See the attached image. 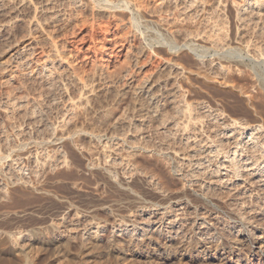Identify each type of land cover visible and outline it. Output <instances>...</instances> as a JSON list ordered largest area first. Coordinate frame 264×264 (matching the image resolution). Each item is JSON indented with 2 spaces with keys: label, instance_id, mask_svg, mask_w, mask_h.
Here are the masks:
<instances>
[{
  "label": "rangeland",
  "instance_id": "1",
  "mask_svg": "<svg viewBox=\"0 0 264 264\" xmlns=\"http://www.w3.org/2000/svg\"><path fill=\"white\" fill-rule=\"evenodd\" d=\"M0 1L8 4L7 11L0 17V25L11 26L0 34V228L9 226L12 232L38 229L45 231L49 223L60 218L59 204H67L69 222H72L76 215H91L93 222L101 221L100 224H107L105 238H108V228H111L113 219L112 215L103 209L104 206L100 205L101 201H116L120 206L134 202L139 205L154 201L155 197L152 192L148 193L144 185L132 187L130 195L121 193L119 189H110L101 178L91 174L87 170L90 168L86 169V166L103 168L110 161L120 162L128 160L129 157H136L140 159L141 165L149 164L145 162L149 159L153 166L156 162H161L165 167L166 164L168 166L175 160L181 162L187 155H191L186 144H224L223 135H219L222 125L224 128L234 121L243 125H253L259 120L264 122V98L260 96H264V27H261L262 30L257 24L246 26L239 23L237 11L245 0H193V5L188 0H173L174 3L167 6H161L159 0H137L143 6L146 18H149L148 15L153 17L152 19L161 24L157 25L162 29L175 31L174 34L185 31L184 34H188L192 39L199 38L197 41L205 43L207 40L215 41L221 47L218 51L193 49L197 52L184 48L177 36L176 47L171 46V49L170 46L149 36L150 29L155 31L156 24L151 26L140 20L141 25L140 21L135 22V25L134 21H129V12H99L98 4L89 0H82L81 3L70 0H31L28 7L20 5L21 0ZM51 13H58L60 19L53 21L50 19ZM112 14L116 16L113 17ZM105 27H109L108 34L104 32ZM105 37L112 39L109 45L105 42ZM121 39L126 41L127 47L131 45L132 49L127 48L128 53L125 51L124 58L119 59L120 62L115 61V65L112 63L109 79L98 71V60L94 58L93 52L104 42L117 52L116 41L120 42ZM239 45L248 47L249 50L241 53L229 51L231 46ZM253 49H259L258 58L254 57ZM23 51L29 52L30 64H24L18 59V53ZM257 59H261L262 63L255 64ZM59 60L65 63L63 68L56 64ZM240 60L243 61L241 65L237 63ZM48 61L54 64L48 65L54 74V80H47L38 75L40 67ZM120 65L125 72L121 71ZM170 66L181 72L178 75L176 72L175 75L170 74ZM165 73L171 77L166 83L167 90L181 88L184 101L191 104L192 110H186L187 112L177 116L171 108L163 110V119L166 121L168 117L166 124L169 120L178 122V129L161 124L159 119L149 120L146 113L147 101L142 97L140 100L137 95L139 84L144 77L151 76L150 79L155 84L163 83L165 77H168ZM247 93L255 97L260 93L259 97L262 98L258 100L256 97L257 101L254 98L249 103ZM9 96L13 99L12 102L17 101L20 107L15 109L10 106L7 101ZM201 105L208 110L202 112ZM143 111L145 116L140 115ZM214 112L223 114L218 119L220 124L212 122ZM57 131H62L67 138H71L72 143L74 142L83 155L68 152L62 145L66 142L54 138L53 134ZM119 146L124 148L120 149ZM57 156H63L66 162L68 161L66 167L58 162L62 159ZM70 156L72 159L76 157L77 160H72ZM152 165L149 166L153 169ZM176 175L173 173L175 179L178 177ZM39 185L44 188L42 192L38 190ZM32 189L36 193L32 192ZM71 189L84 195L72 194ZM28 191H31V194ZM42 193H46L47 197L45 195L42 199ZM110 195L113 199L109 198ZM28 205H31L33 210ZM25 211L35 213L27 214ZM135 211L132 209L131 212L134 213L129 220L141 225L147 215L144 217L135 214ZM72 246L74 248L71 247L69 258L73 260L72 264L95 263L94 258L84 262L77 255V244L72 243ZM100 249L104 250L105 247ZM151 249L153 247L147 244L142 245L141 249L128 247V250L123 251L126 256L123 253L110 255L109 259L105 256L95 260V264L186 263L159 259L152 255ZM139 252H144L146 256L142 259L137 256ZM43 258H47V261V255L41 256L43 264H46Z\"/></svg>",
  "mask_w": 264,
  "mask_h": 264
},
{
  "label": "bare ground",
  "instance_id": "2",
  "mask_svg": "<svg viewBox=\"0 0 264 264\" xmlns=\"http://www.w3.org/2000/svg\"><path fill=\"white\" fill-rule=\"evenodd\" d=\"M70 1H73L74 3H81L82 0ZM89 1L93 2V4H98L99 12H111L113 14H115L116 12H123L124 14V12L127 11L130 14V22L134 21L133 23H135L139 22L140 20H144L150 25L156 24V26L154 25V27H156L155 31L154 29L153 31H151L150 29L149 36L153 39L163 42L164 45L176 47V38L178 37L179 40L183 42L181 43L180 41L179 43L183 44L184 48L186 47L190 50H221V47L220 45H218V42H208L209 40H207V43H205V41L199 42L197 41L199 38L195 40L196 38L193 37L194 39H192L188 34H184L185 31L180 34H174L173 32L175 31L168 32L167 30H164L165 28L162 29L157 25L160 23H157L156 20L152 19L153 17L150 18V16L148 15L149 18H146L147 15H144L142 8L143 6L137 0ZM180 1L182 2V0ZM188 1L190 4H194L193 0ZM29 2L31 3V0H21L19 1V4L23 5L24 7H28ZM158 2H160L159 4L161 6H167L171 3H174L173 0H159ZM7 5L8 4H5L4 1H0V17H3V14L7 11ZM263 8L264 0H245L243 5L238 8L237 11L238 17L240 19L239 23H242L246 26L257 24V27H260V29L263 30V28H261L264 27V12H262ZM119 9H122V11H120ZM114 16L116 15H113V17ZM58 18V13H56V15L55 13H51L50 19H53V21H57L60 19ZM141 22L142 21H140V25ZM10 27L7 24H1L0 34L4 31H7ZM105 28L102 29H105L104 32L108 34L109 27ZM104 39L105 42H108V45L110 44V42H112V39L108 40V38L106 37ZM140 39L142 41V38ZM105 42L98 49L94 50L93 53L94 58L98 60V71L104 74V76L107 75L110 79V69L112 63L124 58L123 56L125 55V51H127V48L128 50L132 48L131 45L127 47L126 41L121 39L120 42L116 41V43H118V51L116 52L114 51V48L112 46H106ZM171 49L173 48L171 47ZM188 49L187 51H190ZM230 49L231 50L229 51H231L232 53H241L246 50H249L248 47H243L240 45L233 47L231 46ZM89 50L91 51V49ZM258 50L254 51L253 49L254 57L258 58ZM126 53H128V51ZM29 57L30 54L28 51L18 53V59H21L24 64H30ZM255 61V64L262 63L261 59H257ZM242 62L243 61L240 60L237 63H240L241 65ZM49 64L54 66L53 62L48 61L47 64L40 67L38 75L45 79L47 78V80H54V74L50 71V68L48 66ZM56 64L62 68L65 65V63L61 60H59ZM164 68L166 69V67ZM120 69L121 71H123L122 65H120ZM168 70H170V74H174L176 72L178 75V73L181 72L177 71V68H175L174 66H170ZM167 76L168 77H165V82H156L157 84H155L154 82L152 83V80L150 79L151 76L144 77L141 80V83L139 84V89H136L138 91L137 95L140 100L144 98L147 101L146 103L148 106H146L148 107V111L145 112L147 113V118L149 120L159 119L161 121V124H165L167 126L169 125L171 126V129H178L180 128L178 122H170L169 120L168 124H166L168 117H166V121L163 119V110H165L166 108H171L173 113H175V115L177 116L182 114V112H187L186 110H192L191 104L184 101V96L182 97V93L180 92L181 88L170 90L168 88L167 90L166 83H168L169 78H171L169 77V75ZM259 94L260 93H258V97L256 96L258 100H261L260 98L262 97L264 98L263 94L260 95L262 97H259ZM138 97H136V99H138ZM247 97L249 103L254 98L256 99L255 95L253 94L247 93ZM7 101H9V103L11 104L10 106L15 109L18 108V106L20 105L19 103H17V101L12 102L13 99L10 98V96L9 98H7ZM253 103L256 104V102L254 101ZM201 110L202 112H204L208 109L205 108L203 105ZM216 111L218 110L216 109ZM214 113L213 116H215L212 122H220L218 121V119H220V115L223 116V114L220 112H218L220 113V115ZM140 115L145 116L144 111L143 114L140 113ZM172 120L174 119L172 118ZM230 120L231 119H229V121ZM166 128L168 129V127ZM58 132L60 131H57V133L53 132L54 138L57 141L66 142V144L63 143L62 145L69 150L68 152L75 155L76 153L83 155V152L79 151L78 148H76L77 146L73 144L74 142L72 143L73 140L71 141V138H67L64 135V133H66L65 131L64 133ZM220 132L221 134L219 135H223L222 137L225 142L224 144H197L195 140L196 144L185 145L188 149H190L191 155H187L185 159L180 160L181 162L175 160L168 166L166 164V166L164 167L162 164H160V161L159 164L158 162H156L157 159L155 160L156 164L154 166L150 163L149 159H146V164L149 162V164H147L146 166L152 165L155 170H153L154 168L152 169V167L149 166L148 168H150V170L148 171V168L143 165L145 163L141 165L139 162L140 159L138 160V158L136 157H129L128 160H119L120 162L110 161L112 163H107L108 165L103 168H98L95 166L90 167V165L88 164L89 166H86L85 168H90L87 170H89L94 176L96 175L97 178H101L106 187L115 190L119 189V191H122L121 193L130 195L132 187L137 185L138 187L139 185H141L142 187L144 185L146 186L145 188L147 189L148 193H153L152 195H154L155 200L148 203H139V205L136 202L131 204L126 203L125 206H120L118 203H116V201H101L100 205L102 207L104 206L103 209L107 210V212L110 213L109 215H112L111 219H113V224L111 225V228H108V230H110V236H108V238H105L107 224L102 225L104 223L100 224L101 221L99 223L93 222V216L91 215H76L75 219L72 222H69L68 210L66 207L67 204H59L61 205L59 206L60 210L58 212L60 218H58V221L56 222L52 221L53 223H49L45 228V231L41 229L35 231L30 229L32 231L25 230L21 232H12L11 228H8L9 226H7V228H0V264H43L41 256L44 254H46L48 257L47 261V258H43L47 262L46 264H72L71 261L73 260H69L72 253V248H74V246H72V243L77 244V255L78 257H81L84 262H89V260L94 258V262L96 263L97 259H100L105 256H107V258L109 259L110 255H117V253L121 254L125 249L128 250V247H138L141 249L142 245L147 244V246L149 245L153 247V249L151 250L152 255H155V257L157 256L159 259H164L168 261H185V264H264V122L259 120L255 124L253 123V125H243L234 121L231 122V124L225 125L224 128L222 125V129ZM123 146L125 147L126 145L123 144ZM63 156H65V154ZM72 156L74 157V155ZM62 157H58L62 159H59L60 161L58 162H60L62 166H65L67 165L66 163L68 161L66 162V159ZM83 158L84 156L81 158V160ZM74 159H76V157ZM152 160H154V158H152ZM166 161H168V159ZM151 172L153 174H151ZM173 173H175V175L177 174L176 176L178 177H176V179L175 176H173ZM149 174L151 175L150 178L148 177ZM69 176L71 177V175ZM69 176L67 175V177ZM76 185L77 184H75V186ZM27 186L25 185V187ZM41 187L42 186H40L38 190L42 192L44 188ZM23 189L18 190L22 191ZM15 191L18 192L17 189H15ZM31 191H28V193L30 192L31 194ZM32 192L36 193L35 190ZM70 192L78 196L84 195L75 191L74 189H71ZM87 193L89 194V192ZM90 194L92 197V193ZM45 195L43 194L42 199ZM109 198L113 199L112 196ZM19 202L22 203V201ZM136 204L138 206H136ZM28 206L31 208V205ZM36 206L34 207L36 208ZM132 209L136 210L135 214L138 213L139 215H144V217L147 215V218L141 225L137 224L136 221L131 222L129 220V217H132V214L134 213L131 212ZM26 210L28 211V208H26ZM31 210H33V207L31 208ZM28 213L32 214L35 212L31 211L27 212V214ZM118 217L119 219H117ZM44 232L46 233V236H44ZM102 245H104L105 247L104 250L100 249L104 248ZM124 247L127 248L124 249ZM124 256H126V254ZM137 256H140L142 258L145 257L146 254L144 252H139ZM121 258H123V256H121ZM129 258L131 259V257Z\"/></svg>",
  "mask_w": 264,
  "mask_h": 264
}]
</instances>
